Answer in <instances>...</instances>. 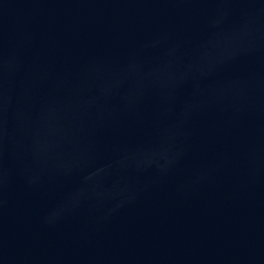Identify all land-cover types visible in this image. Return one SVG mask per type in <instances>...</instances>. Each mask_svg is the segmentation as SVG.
<instances>
[{"label":"water","instance_id":"water-1","mask_svg":"<svg viewBox=\"0 0 264 264\" xmlns=\"http://www.w3.org/2000/svg\"><path fill=\"white\" fill-rule=\"evenodd\" d=\"M0 264H264V0H0Z\"/></svg>","mask_w":264,"mask_h":264}]
</instances>
